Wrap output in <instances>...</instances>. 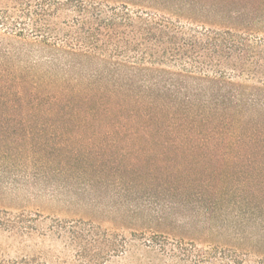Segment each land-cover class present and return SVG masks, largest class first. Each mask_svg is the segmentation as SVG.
Listing matches in <instances>:
<instances>
[{
  "label": "rangeland",
  "instance_id": "1",
  "mask_svg": "<svg viewBox=\"0 0 264 264\" xmlns=\"http://www.w3.org/2000/svg\"><path fill=\"white\" fill-rule=\"evenodd\" d=\"M107 1L113 7H121V1L156 5L152 0ZM173 2L170 11L194 13L189 17L210 28L264 38V0ZM105 87L90 92L95 103L103 95L107 105L105 111L98 106L97 116L92 115L97 105L79 104L60 107L58 117L42 118L48 107L1 99L0 131L8 129L2 138L59 142L82 153L13 152L0 161L2 223L7 218L2 212L26 213L34 221L0 226V264H79L78 248L54 221L99 226L115 236L119 252L102 264H264V114L246 120V138L231 140L239 148L213 143L209 150L202 137L181 136L188 128L161 139L156 135L160 127L133 112L131 119L109 117V84ZM8 110L14 112L11 117ZM28 111L35 118L22 119ZM177 121L175 127L184 123ZM44 125L47 131L41 132ZM22 127L40 132L27 135ZM113 141L120 145L111 152ZM225 154L241 157L240 162L216 168L217 161L207 157Z\"/></svg>",
  "mask_w": 264,
  "mask_h": 264
},
{
  "label": "trees",
  "instance_id": "2",
  "mask_svg": "<svg viewBox=\"0 0 264 264\" xmlns=\"http://www.w3.org/2000/svg\"><path fill=\"white\" fill-rule=\"evenodd\" d=\"M152 1L159 6L121 1V7H113L107 0H0V101L17 99L20 106L48 107L42 118L49 119L60 116V107L94 104L92 115L97 116L102 109L98 106L105 111L107 105L103 95L95 103L90 92L109 84V117L131 119L133 112L147 125L160 127L156 135L161 139L188 128L181 136L202 137L200 143L209 150L213 143L225 150L239 148L231 140L246 138V120L264 114V38L210 28L189 17L195 16L192 11L191 15L170 11L173 0ZM82 88L89 91L85 97ZM32 113L20 115L33 119ZM177 120L184 123L176 128ZM43 128L22 127L27 135L46 132ZM7 132L0 131L3 162L13 152L31 156L52 151L74 157L82 153L80 147L59 142L2 138ZM119 145L109 142V151ZM207 157L217 161L216 168L231 160L236 165L241 158ZM2 214L7 218L3 223L0 219L1 227L34 222L26 213ZM54 222L78 248L79 264H102L119 252L117 238L99 226Z\"/></svg>",
  "mask_w": 264,
  "mask_h": 264
}]
</instances>
